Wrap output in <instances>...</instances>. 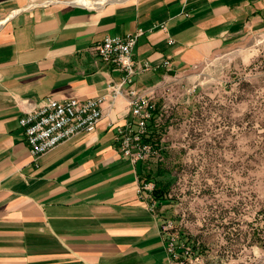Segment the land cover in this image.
Returning a JSON list of instances; mask_svg holds the SVG:
<instances>
[{"label":"crops","instance_id":"crops-1","mask_svg":"<svg viewBox=\"0 0 264 264\" xmlns=\"http://www.w3.org/2000/svg\"><path fill=\"white\" fill-rule=\"evenodd\" d=\"M139 29L133 57L155 69L135 86L157 85V108L227 43L264 32V0H0V264H171L163 215L139 191L145 165L116 139L132 115L108 84L124 72L94 52L105 36ZM104 95L95 131L36 161L23 114L48 98Z\"/></svg>","mask_w":264,"mask_h":264},{"label":"rangeland","instance_id":"rangeland-1","mask_svg":"<svg viewBox=\"0 0 264 264\" xmlns=\"http://www.w3.org/2000/svg\"><path fill=\"white\" fill-rule=\"evenodd\" d=\"M156 110L160 155L143 163L198 257L187 264H264V32L227 43Z\"/></svg>","mask_w":264,"mask_h":264},{"label":"built area","instance_id":"built-area-1","mask_svg":"<svg viewBox=\"0 0 264 264\" xmlns=\"http://www.w3.org/2000/svg\"><path fill=\"white\" fill-rule=\"evenodd\" d=\"M162 27L166 29L165 26ZM142 34L143 30L139 29L136 33L124 36L107 35L94 47L97 57L104 62L114 64L124 72L121 81L109 82L107 95L114 99L119 96H125L128 99L132 120L125 126L117 128L116 139L122 153L134 163L148 161L160 155L157 142L153 143L148 139L151 134L149 125L156 109L154 98L158 86L155 85L148 91L140 90L135 86L137 75L155 69L149 61L133 57V49L138 37ZM170 43H173V40H170ZM162 65L167 68L171 62L165 60ZM105 100V95L85 99L48 98L39 106L23 114L19 123L23 128L25 141L36 161L43 154L67 142L77 134L95 131L103 118ZM151 182L143 183L139 191H151ZM151 207L157 208V200L152 199ZM162 232L167 242L171 264H187L198 259L192 247L180 238L172 220L163 219Z\"/></svg>","mask_w":264,"mask_h":264},{"label":"trees","instance_id":"trees-1","mask_svg":"<svg viewBox=\"0 0 264 264\" xmlns=\"http://www.w3.org/2000/svg\"><path fill=\"white\" fill-rule=\"evenodd\" d=\"M157 109V108H156ZM155 109V111H154V117H153V119H152V121L150 122V130H151V134H150V137L148 138L151 142H153V143H156L157 142V145H160V143H159V140H158V136H156V134H157V128L155 127V119L158 117L157 116V110ZM157 131V132H156ZM152 179H151V176H148L147 174H146V176H143V181L142 182H148V181H151ZM162 187L163 186H155L154 187V189H153V193H157V192H159V190L160 189H162ZM160 195V197H159V199L161 198V199H164L165 197H164V195H165V191L163 190V194L162 193H160L159 194Z\"/></svg>","mask_w":264,"mask_h":264}]
</instances>
